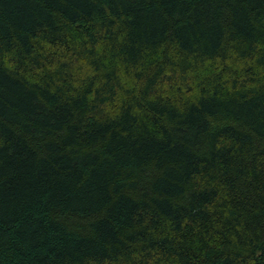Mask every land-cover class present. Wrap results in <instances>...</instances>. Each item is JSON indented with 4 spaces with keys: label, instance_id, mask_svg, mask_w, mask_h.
<instances>
[{
    "label": "trees",
    "instance_id": "16d2710c",
    "mask_svg": "<svg viewBox=\"0 0 264 264\" xmlns=\"http://www.w3.org/2000/svg\"><path fill=\"white\" fill-rule=\"evenodd\" d=\"M0 264H264V0H0Z\"/></svg>",
    "mask_w": 264,
    "mask_h": 264
}]
</instances>
